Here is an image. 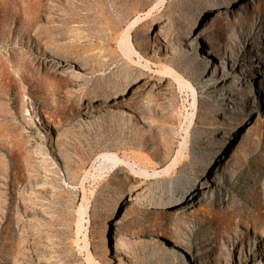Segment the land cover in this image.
<instances>
[{
	"label": "rangeland",
	"instance_id": "1",
	"mask_svg": "<svg viewBox=\"0 0 264 264\" xmlns=\"http://www.w3.org/2000/svg\"><path fill=\"white\" fill-rule=\"evenodd\" d=\"M223 1L0 0V264H264V0Z\"/></svg>",
	"mask_w": 264,
	"mask_h": 264
},
{
	"label": "bare ground",
	"instance_id": "2",
	"mask_svg": "<svg viewBox=\"0 0 264 264\" xmlns=\"http://www.w3.org/2000/svg\"><path fill=\"white\" fill-rule=\"evenodd\" d=\"M161 1V0H160ZM165 1L166 0H162V4H164L165 3ZM161 3V2H160ZM215 4V3H214ZM32 0H30V2H29V10H30V14H31V16H32V13H33V9H32ZM217 8L214 10V13H213V15H211V16H209V19L211 20V25H214V26H219L220 24H221V18L223 17V14H224V10L226 9V7L227 6H229L230 5V3H229V1L227 0V3L226 4H224V1L223 2H218L217 4ZM227 5V6H226ZM159 6V5H158ZM156 8V7H155ZM156 10V9H155ZM152 12V11H151ZM150 14V13H149ZM148 16V15H147ZM213 16V17H212ZM143 18H142V15H140V16H138L136 19H134L133 20V22H131V24L129 25V27L127 28V30H126V32H125V34H124V36L122 37V39H120L121 40V48H122V50H123V52L125 53V55H127L128 57H131V56H133L134 54H136L137 52H135V48H134V46H133V43H132V40H131V30L135 27V26H137L138 25V23L142 20ZM30 22L32 23V17H30ZM205 22V21H204ZM206 23H207V21H206ZM133 31V30H132ZM222 38H223V46H224V43H226L225 45H227V47H226V53L227 54H229L232 50V40H231V36H228V35H223L222 36ZM220 40V39H219ZM171 69V68H170ZM165 72V71H164ZM166 74V73H165ZM171 75H172V73H171ZM180 76V75H179ZM178 77V76H177ZM178 79V78H177ZM178 80H180V82L181 83H185V80L184 79H178ZM177 80V81H178ZM181 86H183L182 84H181ZM193 89V88H192ZM192 92H194V96H195V101H194V106H195V104H196V91H194V90H192ZM239 113H241V109H240V112ZM59 127H63V126H61V124H60V126ZM184 143V142H183ZM182 146V145H181ZM97 162H99L100 163V167H102L103 168V166H107V164H113V165H118L119 163H126V164H128V162L127 161H121L120 160V158H119V156L118 155H116V154H114V152L113 153H107V154H104V155H101L98 159H97ZM214 163L215 162H213V160H211L210 161V163H209V165H208V169H212V166L214 165ZM177 165H178V160H175L173 163H172V165L171 166H169L168 167V169L165 171L164 170V172H162V173H164V175H169L170 174V172L173 170H175L176 168H177ZM108 167V166H107ZM101 168V169H102ZM112 168V167H111ZM93 169V168H92ZM91 169V170H92ZM100 171H102V170H100ZM214 171V170H213ZM134 173L136 172V171H133ZM89 174H91V173H89ZM137 174V173H136ZM140 174H142V175H144V176H146V175H148L147 174V172L146 171H140ZM149 176V175H148ZM148 176H146V177H148ZM208 176V174L206 175V177ZM150 177H151V175H150ZM210 177V176H209ZM88 179V178H87ZM169 180V182H167V184H166V187L167 188H170L171 186H172V184H174V178H172V179H168ZM205 180H206V178H205ZM210 181V180H209ZM200 184V183H199ZM205 184V183H204ZM188 188H189V186H188ZM190 191V190H189ZM185 194L186 193H183L182 195H181V198L179 199V200H182L183 198H184V196H185ZM179 195V194H178ZM194 196V195H193ZM87 199V198H86ZM148 200V199H147ZM146 200V201H147ZM187 200V199H186ZM85 201V200H84ZM89 201V200H88ZM88 201H86V202H84L83 204H82V206H81V213H82V215L83 216H85V215H87L88 213H89V210H90V204H89V202ZM167 201V199H164V198H160V204L161 205H164L165 204V202ZM180 202V201H179ZM168 205L171 207V208H173L174 206V200L172 199V198H169L168 199ZM167 205V206H168ZM184 206V205H183ZM82 216V217H83ZM82 219V218H81ZM88 221V220H87ZM87 235V234H86ZM140 235H144V232H142V233H140ZM147 237H148V239H150L151 241V243H153V244H157V243H161V244H163V242H160L159 241V236H157V235H155V234H153V233H148L147 234ZM162 241V240H161ZM103 243H105V238H104V240H103ZM161 244H159V245H161ZM161 249H162V247L161 246H159ZM164 248V247H163ZM177 249H174V247L172 248V249H170V251H171V253H173L174 255H179V253H177V251H176ZM89 252V251H88ZM191 255V254H190ZM174 257V256H173ZM210 258V257H209ZM207 259V258H206ZM88 260H90V261H92L91 260V256L88 258ZM197 261H200V264H205L204 262H203V260H198L197 259ZM89 263V262H88ZM91 264H93V263H91ZM207 264V263H206Z\"/></svg>",
	"mask_w": 264,
	"mask_h": 264
}]
</instances>
